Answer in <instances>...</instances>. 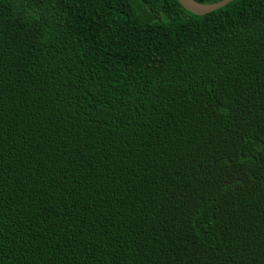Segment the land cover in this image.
<instances>
[{"label":"trees","instance_id":"obj_1","mask_svg":"<svg viewBox=\"0 0 264 264\" xmlns=\"http://www.w3.org/2000/svg\"><path fill=\"white\" fill-rule=\"evenodd\" d=\"M0 264H264V0H0Z\"/></svg>","mask_w":264,"mask_h":264},{"label":"water","instance_id":"obj_2","mask_svg":"<svg viewBox=\"0 0 264 264\" xmlns=\"http://www.w3.org/2000/svg\"><path fill=\"white\" fill-rule=\"evenodd\" d=\"M181 7L193 15L202 16L214 12L215 10L227 5L233 0H221L213 4L202 5L193 0H176Z\"/></svg>","mask_w":264,"mask_h":264}]
</instances>
